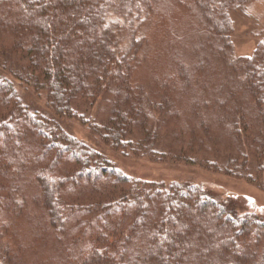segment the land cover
Instances as JSON below:
<instances>
[{"label": "trees", "instance_id": "16d2710c", "mask_svg": "<svg viewBox=\"0 0 264 264\" xmlns=\"http://www.w3.org/2000/svg\"><path fill=\"white\" fill-rule=\"evenodd\" d=\"M249 1L0 0V264H264L258 214L63 126L264 190V36L232 42Z\"/></svg>", "mask_w": 264, "mask_h": 264}, {"label": "rangeland", "instance_id": "374dc122", "mask_svg": "<svg viewBox=\"0 0 264 264\" xmlns=\"http://www.w3.org/2000/svg\"><path fill=\"white\" fill-rule=\"evenodd\" d=\"M231 16L235 26L232 36L234 55L236 57L250 55L259 38L264 36V0L249 1L244 14L233 12ZM151 63L154 65L155 61H151ZM138 75L140 76V73ZM106 97H100L92 108L86 109L87 107L83 106L82 112L83 109H86L87 114L97 119L104 118L109 111ZM63 126L77 138L108 155L116 166L128 174L145 178L162 176L166 180L175 178L191 180L203 185L211 192L234 199L243 210L255 212L264 219V190L248 182V180L232 178L199 166H190L173 161L152 162L134 156H122L119 152L93 139L78 121L70 120L65 122ZM196 157L200 158V153H197Z\"/></svg>", "mask_w": 264, "mask_h": 264}]
</instances>
